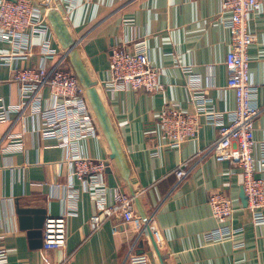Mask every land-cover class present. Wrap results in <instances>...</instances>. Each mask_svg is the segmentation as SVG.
I'll use <instances>...</instances> for the list:
<instances>
[{
  "label": "crops",
  "instance_id": "1",
  "mask_svg": "<svg viewBox=\"0 0 264 264\" xmlns=\"http://www.w3.org/2000/svg\"><path fill=\"white\" fill-rule=\"evenodd\" d=\"M33 2L46 15L49 31L34 37L26 54L0 65V98L6 105L20 103L21 85L11 79L12 71L39 65L47 43L58 51L49 65L63 60L83 84L94 133L65 148L41 134V121L29 109L0 123V246L6 252L0 264H46L34 244L38 238L20 224L19 208L45 209L46 217L68 215L66 247L45 251L54 264H131V255L146 256V264H264V222L255 223L244 206L242 169L216 154L219 127L206 115L228 123L236 108L226 64L232 45L226 20L232 13L222 0ZM248 29L254 37L249 55L255 103L263 107L253 133L255 168L264 176V2L250 11ZM140 40L163 89H113L112 49ZM15 50L11 41H0V54ZM41 97L44 104L55 101L48 86ZM168 104L198 113L197 133L179 146L171 145L159 121ZM74 150L103 160L105 171L92 181L77 177ZM179 166L187 171L181 179ZM119 189L135 198L141 227L118 215L93 227L95 196L111 205ZM217 190L234 206L226 221L218 220L209 204ZM222 226L237 231L208 241L206 235ZM151 227L160 228L161 243Z\"/></svg>",
  "mask_w": 264,
  "mask_h": 264
},
{
  "label": "built area",
  "instance_id": "2",
  "mask_svg": "<svg viewBox=\"0 0 264 264\" xmlns=\"http://www.w3.org/2000/svg\"><path fill=\"white\" fill-rule=\"evenodd\" d=\"M263 2L264 0H222L223 9L232 13L231 18L226 20L232 33V45L226 56V64L230 72L228 85L236 93V108L230 111L228 123L205 111L208 119L216 120L219 127V137L214 147L216 154L238 164L242 169L243 188L248 198L247 208L257 224L264 222V176L257 175L255 168L253 133L255 121L263 107L255 103L249 55L254 37L248 29V17L250 11ZM49 26L46 15L33 0H0V41H11L16 48L13 53L0 54V65L10 63L14 57L30 51L34 37L48 32ZM43 53V61L39 65L13 69L11 79L21 85V100L18 105H6L0 98V123L7 121L11 113L29 109L32 115L39 117L40 132L44 137L55 138L65 148L74 147L78 139L94 133L85 88L72 71L63 67V60L49 65L58 55L56 49L45 43ZM109 71V84L113 89L128 88L150 92L163 89L159 71L151 65L148 48L143 40L115 46L110 57ZM46 86L55 99L53 103L44 104L42 101L41 91ZM197 114L184 112L175 104L162 108L159 121L172 146H179L183 139L197 133ZM1 141L0 133V143ZM262 149L260 169L264 171V143ZM73 153L74 174L77 177H88L92 181L105 171L106 163L103 160L84 157L77 150ZM186 173L182 166L176 169L179 179ZM95 200L98 211L90 218L93 227H98L103 217L116 215L132 222L137 228L141 227V223L136 220L134 197L119 189L111 205L98 195ZM209 204L213 215L220 221H226L234 212L231 199L222 191H212ZM236 231L222 226L210 231L206 238L208 241H221L230 238ZM42 233L40 253L46 264H54L45 251L66 247L68 215L61 213L46 217ZM151 233L155 242L161 243L163 234L160 228L151 227ZM5 259V249L0 246V261ZM130 261L131 264H146L148 259L142 255H131Z\"/></svg>",
  "mask_w": 264,
  "mask_h": 264
},
{
  "label": "water",
  "instance_id": "3",
  "mask_svg": "<svg viewBox=\"0 0 264 264\" xmlns=\"http://www.w3.org/2000/svg\"><path fill=\"white\" fill-rule=\"evenodd\" d=\"M53 18V17H52ZM56 19V21L59 19ZM63 24V22H61ZM241 198L244 206L247 207L248 205V198L247 195L245 194L244 188H242L241 192ZM18 214H19V221L20 224L23 228L29 229V235L30 237L34 240V238H38V241L34 240V244L36 246L42 247L43 239H42V227L43 223L45 221V215H46V210L45 209H40V208H19L18 209ZM34 216V217H32Z\"/></svg>",
  "mask_w": 264,
  "mask_h": 264
}]
</instances>
